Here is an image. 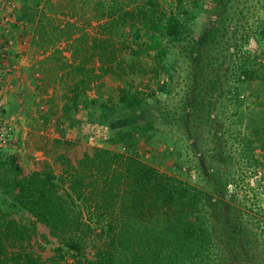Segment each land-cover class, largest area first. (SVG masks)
<instances>
[{
	"label": "rangeland",
	"instance_id": "1",
	"mask_svg": "<svg viewBox=\"0 0 264 264\" xmlns=\"http://www.w3.org/2000/svg\"><path fill=\"white\" fill-rule=\"evenodd\" d=\"M33 1L0 0V218L8 219L15 213L1 212L10 211L2 201L10 198L2 183L8 176V161L14 159L13 154L26 177L38 180L52 175L50 181L56 183L60 177L67 182L72 173L86 169L80 162L84 153L90 160L97 148L106 149L131 154L189 186L206 189L210 214L219 210L213 203L216 196L220 197L219 181L230 179L218 217L228 216L230 220L225 222L237 224L243 232L233 240L223 237L225 255L236 261H264V45L249 36L245 49L240 50L228 41L223 58L216 47L214 68L205 63L199 69V64L192 66L186 57L187 50L182 45L185 41H175L165 53L168 67L175 69L168 93L157 87L160 79L150 68L155 64L152 57L142 54L146 71L121 76L103 74L80 88L82 83L77 80L83 76L82 68L91 69L93 64L87 57L90 48L83 51V67L77 68L76 62L82 57L75 53L71 63L66 61L69 50L63 39L47 47L41 41L53 38L59 32L58 24L65 19L75 20L80 28L76 32L92 34L96 21L90 9L95 0H70L77 6L74 16H68L70 3L49 10L44 0L36 4ZM207 1L158 0L162 8L176 12L183 35L197 34L205 24H213L216 15L203 9ZM245 2L238 7H250L246 22L250 24L258 14L264 16V9L256 0ZM81 4L83 8H79ZM217 33L215 41L220 43ZM122 52L126 57L128 50ZM220 58L224 59L221 66ZM64 62L66 65H62ZM224 67L228 71H256L238 102L220 92L222 84H231L230 77L226 81L221 75ZM209 78L216 80L215 87L209 86ZM123 86L145 96L149 110L146 118H152L153 125L142 134L123 136L120 141L113 140V131L126 127L123 114L107 113L100 102H115ZM74 90L78 92L75 102ZM17 109L21 114H12ZM80 208L82 220H89L91 225L83 247L90 252L101 225L92 204H82ZM192 216L196 214L192 212ZM40 228L35 238L44 243L46 232ZM57 246L59 242L41 249L39 264H80L76 250Z\"/></svg>",
	"mask_w": 264,
	"mask_h": 264
},
{
	"label": "trees",
	"instance_id": "2",
	"mask_svg": "<svg viewBox=\"0 0 264 264\" xmlns=\"http://www.w3.org/2000/svg\"><path fill=\"white\" fill-rule=\"evenodd\" d=\"M128 1L95 0L90 9L96 21L92 34L76 32L79 27L75 20L65 19L58 24L59 32L53 38L41 41L46 42L47 47L57 39H63L69 50L66 61L69 62L71 56L76 58L75 53L82 57L76 62L77 68L83 67V51L90 48L87 57L92 60V68H82L83 76L77 80L82 83L80 88L103 74L121 76L146 71L142 54L152 57L155 64L150 68L160 79L157 87L168 93L171 72L175 69L168 67L170 63L165 53L173 42L185 41L184 44L181 42L187 50L185 55L192 66L199 64V69H203L205 63L214 68L216 47L223 58L222 53L229 47L228 41L240 50L245 49L249 36L258 45H264V16L258 14L249 24L245 16L250 7H238L240 0H220V3L208 0L203 9L216 15L213 24L209 27L205 24L197 34L189 35H183L176 12L162 8L158 0ZM245 1L241 4H246ZM44 3L49 10L70 3L68 16H74L77 9L70 0L62 4L61 0H44ZM256 3L264 9L262 0H256ZM216 33L220 35V43L215 41ZM126 49L125 57L122 51ZM222 58L220 66L224 64ZM228 69L224 67L221 75L226 81L230 77L231 84H222L220 92L238 102L256 71L254 68ZM209 79V86L215 87L216 80ZM77 94L74 90L72 98ZM147 105L148 101L139 90H130L127 86L121 88L115 102H100L107 113L123 114L124 123H127L126 127L113 131V140L122 141L123 136L131 138L134 133L142 134L153 125L152 118H146L149 114ZM189 108L191 112L192 107ZM95 151L97 153L90 160L86 159L89 156L85 153L80 158L86 168L84 171L72 173L67 182L60 177V182L56 183L50 181L52 175L38 180L26 177L21 162L12 155L14 159L8 161V176L2 183L10 197L2 201L10 211L1 212L2 215L10 214L11 210L15 213L8 219L0 218V264H39L40 250L57 242L60 248L76 250L80 264H264L262 260L245 259L243 262L225 255L223 237L233 240L243 232L237 224L225 222L230 220L228 216L218 217L230 179L219 181L220 197L213 200L219 210L210 214L206 189L189 186L131 154L98 148ZM82 204L95 207L94 216L101 225L90 252L83 249L91 225L89 220H82ZM192 212L196 216H192ZM38 228L46 232L44 243L35 238ZM57 260L54 259L59 263Z\"/></svg>",
	"mask_w": 264,
	"mask_h": 264
},
{
	"label": "crops",
	"instance_id": "3",
	"mask_svg": "<svg viewBox=\"0 0 264 264\" xmlns=\"http://www.w3.org/2000/svg\"><path fill=\"white\" fill-rule=\"evenodd\" d=\"M17 100L20 101L21 99L20 98H17ZM20 112H21L20 109H17L12 114H21Z\"/></svg>",
	"mask_w": 264,
	"mask_h": 264
}]
</instances>
